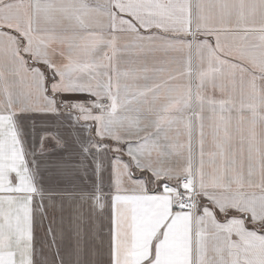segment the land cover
<instances>
[{
	"label": "snow or ice",
	"instance_id": "1",
	"mask_svg": "<svg viewBox=\"0 0 264 264\" xmlns=\"http://www.w3.org/2000/svg\"><path fill=\"white\" fill-rule=\"evenodd\" d=\"M0 264H264V0H0Z\"/></svg>",
	"mask_w": 264,
	"mask_h": 264
}]
</instances>
